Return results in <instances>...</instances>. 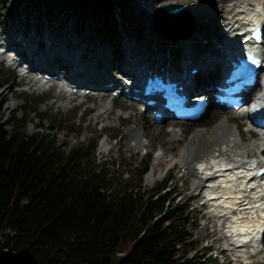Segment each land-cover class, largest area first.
Masks as SVG:
<instances>
[{"label":"trees","instance_id":"16d2710c","mask_svg":"<svg viewBox=\"0 0 264 264\" xmlns=\"http://www.w3.org/2000/svg\"><path fill=\"white\" fill-rule=\"evenodd\" d=\"M31 1L25 13L44 5L51 18L74 12L78 19L88 8L99 22L112 4ZM18 2L0 0L5 13ZM11 74L1 69L0 85ZM27 101L22 114L6 119L0 108V264H194L185 256L183 203L172 201L166 178L141 184L147 159L119 167L95 158L97 135L68 146L53 134L26 132L25 109L33 111Z\"/></svg>","mask_w":264,"mask_h":264},{"label":"rangeland","instance_id":"374dc122","mask_svg":"<svg viewBox=\"0 0 264 264\" xmlns=\"http://www.w3.org/2000/svg\"><path fill=\"white\" fill-rule=\"evenodd\" d=\"M18 1V4H14L15 6L8 13L4 12V3L0 4V30L10 31L7 39L11 40L23 36L33 49L44 52L50 50L41 44L45 32H49L51 35L49 38L59 45L62 44V39L68 41L69 47L73 42L81 41L80 45L88 46L82 61L89 67L92 64L98 65L100 63L98 57L105 54L102 51L103 43L105 42L109 47L112 45L114 37H118V39H121L122 36L126 39L128 36L132 37L131 43L135 42V44H131L134 53L149 49L148 43L146 45L139 44L145 38L151 37L153 33L151 32V34L145 28H140L141 23L138 24L139 21L142 18H148V14L142 12L138 6L144 9L146 4L150 2L156 5L166 2V0H112L111 6L103 11L102 21L99 22L100 16L96 17V14L88 8H86L87 12L82 18L74 17V12H68V16L64 19L60 17L51 18L44 5H39L37 9L32 5L29 8L30 11L25 13L21 7L26 4V0ZM202 1L191 0L193 3ZM30 3H33V0ZM85 20L90 24H87ZM186 26V22L182 23L180 31L189 29ZM136 30L138 32L134 35ZM191 31L187 30L174 36L182 39ZM158 32L164 37L169 35L168 31V33ZM176 37L169 38L175 40ZM72 50H75V47ZM3 56H6V53ZM133 56L134 54L130 57ZM87 57L89 59L85 62L84 58ZM113 61L115 66L119 63V61ZM19 68L12 70L6 65L4 59H0V70L12 71L9 79L0 85L2 119H6L10 113L22 114L20 106L23 97H27V102L33 111L25 109L27 116L26 132L42 131L53 134L57 143L65 142L68 146L76 141H86L97 135L94 150L95 158L106 161L112 160L119 167H121L122 161L130 163L147 159L148 168L142 175L141 184L144 187H150L166 178V189L171 193L172 201L181 202L184 205L188 217L185 228L190 232V237L185 246V256H191L194 264H237L238 260H231V254L228 250H222L227 243L226 237H224L225 228L223 227L226 225L227 219L222 224L217 223L216 216L210 207L202 203L203 199L199 191L201 185L205 183H203L204 180L200 173L191 169L196 164L189 165L188 163L179 164L176 162L183 148L196 142L197 135L189 137L190 134L196 130L209 131L212 120L221 114L217 113L216 110L220 112L221 109L216 107H214L216 110L211 109L213 107L211 106L207 108L205 115L196 121L165 120L160 124H152L146 112H139L138 106L132 101L117 97L111 99L109 110L93 118L96 109L108 97L107 95L106 97L73 95L69 99L63 95L57 96L55 95V84L42 89H35L33 85L30 86L26 77L18 76ZM258 90L256 88L253 94ZM64 100L67 101L64 103L65 106L60 104ZM38 113L44 114V117L39 119ZM226 113L229 114L227 121L234 126L236 134L241 132L243 141L255 137L247 129L243 114L232 116L230 112ZM170 128H176L177 134L174 138L168 135L167 130ZM131 131L137 132L138 135H135L136 137L131 135ZM139 135H141V143L139 146H135L133 143ZM157 154H163V157L156 158ZM263 156L260 157L263 158ZM150 169L153 171H149ZM148 175H152L149 181H147ZM193 182H196V185H192ZM216 237L220 240H216ZM261 245L264 246V241L261 242ZM261 259L263 262L254 261L250 264H264V257Z\"/></svg>","mask_w":264,"mask_h":264},{"label":"bare ground","instance_id":"6f19581e","mask_svg":"<svg viewBox=\"0 0 264 264\" xmlns=\"http://www.w3.org/2000/svg\"><path fill=\"white\" fill-rule=\"evenodd\" d=\"M170 2L179 3L187 8L193 18V29L187 37L174 40L173 38L158 36L151 29L150 14L153 9L161 4L156 5L150 2L146 4L144 9L138 6L142 12L148 14V18H142L143 20L141 19L138 23H141V26H138L153 33H151V37H147L139 43L143 45L148 43L149 49L147 50H139L134 53L131 44H135V42L131 43L133 41L132 37L128 36L127 39L124 36L121 39L114 37L112 40L114 44L110 48L105 42L103 43L102 51L105 54L98 57L100 62L98 66L92 64L89 67L82 61L84 55L82 51L84 46L87 45L77 43L80 46L72 50L75 46L69 47L66 39H62V44L59 45L54 40L50 41L49 36L51 35L49 32H45L42 44L45 48H50L49 51L44 52L33 49L32 45H29L27 39L23 36L11 39V41H16V44H18V50L14 48L13 51L5 46L10 31L1 29L0 59H4L8 66V62L14 61L12 57L20 58L21 56L23 61L12 65L16 69L20 67L19 77H26L30 82V86L33 85L35 89H42L55 84V95H63L69 99L75 93L70 90L73 87L72 85H77L74 80L83 83L111 81L114 77L108 67L112 66L113 60L119 61V69L120 66H124L128 70L133 69L132 65L137 66L144 62L163 64L165 59L159 55L164 52L180 57L181 60L173 66L175 68L196 66L195 74L189 75L190 79L199 75L206 78L205 67L208 66L209 73H212L216 66L223 65V55L227 52V49H230L228 46H235L233 42L236 40L231 38L239 33H245L250 25L261 24L264 26V0H203L198 3H193L191 0H166L165 3ZM137 30L134 35L138 32ZM240 46L251 49L248 42H241L237 47ZM226 47L227 49H225ZM257 49L264 61V38L257 45ZM15 51H19L20 56H17ZM5 52H7V56L4 57ZM133 54L134 56L130 57ZM112 57L113 60H110ZM54 60H57L58 63L55 64ZM84 61L87 62V60ZM28 64L30 69H34H27ZM59 64H66L68 71L59 74L56 71V69L62 68ZM43 68H53L55 71L50 74L56 76L50 78L35 76L34 73L37 72L35 69ZM258 83L260 86L258 92H260L264 90V63L259 69ZM79 88L88 87L82 84V86L76 88V92ZM105 90L107 89L100 88L97 90L98 92H93L94 90L92 92L95 96L105 97V93H103ZM259 99L260 96L255 95V101ZM66 102L64 100L60 104ZM217 105V103L213 104L215 107ZM140 106L141 104L138 107ZM110 107L111 99L105 98L92 117L99 116L109 110ZM211 109L216 110L214 107H211ZM216 111L221 114L212 120L209 131L196 130V132L191 133L189 137L197 135L196 142L191 146H185L176 162L179 164H196L191 169L196 173H200L204 180L203 183H205L201 185L199 191L203 199L202 203L210 207L216 216L217 223L222 224L227 219L226 225L223 226L227 243L222 250H228L231 254V260H238L237 264H250L254 261L263 262L261 258L264 257V246L258 241V236L264 227V180L262 176L254 177V169L261 161L262 157L260 156L264 154V135L256 134L253 139L243 141L241 132L236 134L234 126L227 121L229 114L226 112L229 111ZM240 113L237 110L232 112L231 115ZM167 131L171 138H174L177 134L176 128H170ZM131 135L135 136L138 133L131 131ZM140 136L133 143L135 146L140 145ZM162 157L163 154L156 155V158ZM149 171L153 170L150 169ZM151 176L148 175L147 181ZM192 185H196V182H193ZM263 234L264 231L261 236ZM217 239L219 238L216 237Z\"/></svg>","mask_w":264,"mask_h":264},{"label":"water","instance_id":"95a60500","mask_svg":"<svg viewBox=\"0 0 264 264\" xmlns=\"http://www.w3.org/2000/svg\"><path fill=\"white\" fill-rule=\"evenodd\" d=\"M151 20L153 29L155 31L169 32L168 37H176L174 35L177 33L182 34V32L184 33L187 30L190 31L194 25L193 18L187 8L179 3L173 2L161 4L153 9L151 12ZM184 22L187 23L189 29L180 31L181 25Z\"/></svg>","mask_w":264,"mask_h":264}]
</instances>
